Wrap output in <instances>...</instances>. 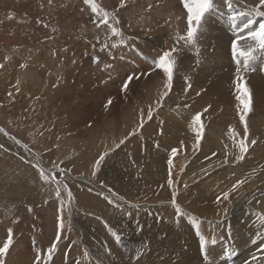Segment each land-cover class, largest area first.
Here are the masks:
<instances>
[{
    "label": "rangeland",
    "instance_id": "374dc122",
    "mask_svg": "<svg viewBox=\"0 0 264 264\" xmlns=\"http://www.w3.org/2000/svg\"><path fill=\"white\" fill-rule=\"evenodd\" d=\"M162 1L159 6L162 3L160 8L166 12V19L160 25L156 23V31L162 30L176 62L171 87L162 79L155 91L153 86L140 89L133 107L122 112L115 103L119 97H126V92H120L110 105L109 100L102 105L100 95L109 96L110 89L117 88H102L101 84L118 76L115 69L119 64L115 59L123 42L133 37L140 39V31L130 29L124 21L128 15L150 12L147 0H124L121 10L112 8L110 3L115 0H93L95 14L86 0H0V62L6 60L0 67V167L6 173H0V226L19 224L21 233L25 231L30 237L34 233L33 241L25 237L30 245L36 240L38 244V238L45 244L39 251L25 247L23 255L19 250L16 259H29L36 264L39 258L45 264H57L61 252L70 254L69 244L74 242L78 250L72 251L74 259L70 264H93V259L97 264H106L103 257L115 264H260L264 259V50L255 42L241 41L239 49L250 51L251 55L234 59L231 51L240 27L249 21L254 28L264 23V16L254 14L264 8L259 7V0H231V9L225 0H214V8L203 18L195 43H190L195 57L206 58L199 73L198 65L197 69L193 65L187 67L191 51L189 43L182 39L187 34L183 0ZM216 12L227 18V23L220 24L225 33L212 23L218 18ZM105 14L106 25L102 22ZM113 28L120 35L112 36L111 41ZM86 30L98 32L95 39L103 42L102 51L96 50L93 37L83 35ZM152 34L144 39L157 48L160 35ZM221 51L227 59L219 65L213 62L210 73L208 59L218 63ZM60 52L67 59H59ZM8 62L14 66L9 67ZM86 65L90 66L89 71L94 67L96 73L86 71ZM180 68L183 74L176 77ZM185 70L200 74L199 80L189 84ZM103 73L110 78H104ZM146 74L150 76V70ZM237 74L250 90V110L244 123L240 120L243 108L236 99ZM185 83L183 92L174 90L175 86L183 89ZM61 99L68 110L76 101L88 105L69 119L68 114L57 110ZM166 107L168 110H164ZM178 109L183 111L181 115ZM110 110L113 113L102 120ZM197 114L200 121L190 122ZM176 132V138L171 136ZM242 140L248 152L238 160ZM166 148L177 151L172 161L178 160V175H172L171 188L167 166L164 173L151 176L154 166L164 164L151 159V154L167 159ZM101 155L105 159L97 170L95 162ZM17 167L30 170L33 180L25 177L26 181L12 186L4 182ZM40 169L55 179H42ZM119 180L121 184L117 185ZM238 181L244 183L233 191ZM57 183L62 185L59 198L55 194ZM13 186L21 191L12 190ZM71 187H76L77 192ZM24 190L32 197L22 193ZM76 193L79 198L86 194L82 201L91 204L107 200L113 213H94L78 207ZM222 193H228L229 198L217 203ZM53 206L59 210L64 227L57 249L48 260L47 249L53 240L47 214ZM162 209L165 212L161 214ZM91 217H103L105 227L110 226L109 236L115 232L121 237L119 244L115 240L117 251L108 249L107 238L102 241L103 229L90 222ZM93 234L97 245L91 238ZM201 240L206 241V250L210 252L206 259L201 252ZM3 243L0 238V245ZM66 247L69 248L64 253ZM225 252L228 254H222Z\"/></svg>",
    "mask_w": 264,
    "mask_h": 264
},
{
    "label": "bare ground",
    "instance_id": "6f19581e",
    "mask_svg": "<svg viewBox=\"0 0 264 264\" xmlns=\"http://www.w3.org/2000/svg\"><path fill=\"white\" fill-rule=\"evenodd\" d=\"M160 1L161 0H147V4L151 7V9H150L151 11L150 12H144V11H142L138 15H133V16H129L128 15V16L125 17L124 24L127 25L130 29H135V31H138V32L140 31L139 32L140 35L138 36L140 39H138L136 37H133L134 42H133L132 39L129 40V41L123 42V46L121 47L120 52L116 54V57L117 58L115 57L116 58L115 59V62L118 63L119 65H118V68H116L115 70L117 72H119V74L116 73L118 76H116L115 78L111 79V82L106 83V84L102 83L101 84V87L102 88H117V89L116 90L110 89L111 95H109V96H102V95H100L99 101L102 103V105H103V103H104L105 100H106L105 102H107L108 100L113 101L114 98H118V96H120L119 95L120 92H123V93L126 92L125 93L126 94V97H124V98L119 97L118 101L115 104H116V106H117L118 109H121L120 111H122V112L123 111H127V110H129L130 108L133 107L134 98L137 96V93H138V91L140 89H144L145 90V88H148L150 86H153L151 89L155 91L156 88H157V85L162 84V79H163V83H166L167 82V78L163 74V72L160 71V70H158V69H156V61L163 54L161 50L166 49L165 51H170V46H171V44H169V42L164 37V35H162V30L156 31L158 29L157 24L160 25L162 22H165V20H164L165 17L163 15L166 12L163 10V8L162 9L160 8L162 6V3L159 6ZM164 1L165 0H163L162 2H164ZM121 3H122V0H115L114 3H110V4H111V6H112L113 9H120L121 10ZM167 3H168V0H167ZM173 15L175 17H177L176 14H173ZM158 16H160L161 19H158V21H157ZM215 16H217L218 18H217V20H214L215 22H212L213 25L214 26H218L219 25L224 30V33H225V27L222 26V25H220L222 23H227V18L225 17V14L224 13L216 12ZM175 17H174V19H175ZM86 23H88V22H86ZM86 28L89 29V28H91V26L86 25ZM97 29H98V27H97ZM99 30L102 31V28H99ZM82 33H83V35L86 34V35H89V36H91V37L94 38L96 50L99 51L102 48L103 42L99 41L98 39H95V38H97L99 36L98 32H96V31H87L86 30V31H83ZM152 33H156V34H159L160 35V37H158L157 48H156V45L155 44L153 45L150 40L144 39V38H147L148 36H150V34H152ZM156 34H155V36H156ZM112 36L113 35H111V41L114 40V38ZM102 38H104V37L102 36ZM90 39H92V38H90ZM111 41H109L107 47H109V44H110ZM122 41L119 40V42H122ZM221 41H223L222 38H221ZM222 48L223 47L221 45V49ZM102 49H101V51H102ZM191 49H192V45L189 43L188 50L191 51V56L192 57L191 56L190 57L187 56V59H189V61H188L189 64H188L187 67H188V69H190L191 66L193 65L192 67H196V69H197V65H198V71H199V73H201L202 68L204 67V64L206 63V58L203 57V56L195 57L196 54H194ZM80 55H81V53H80ZM122 56L125 59L123 61H122ZM58 57H59V59H60V57H62L61 59H63V58H66L67 59V57H64V54H61V52L58 54ZM219 57H220V61H219V58H217L218 63H217L216 59H214V61L208 59L209 72L210 73L213 72V62H214L215 65H219V62H220V64H222L221 62H224L225 59H227L224 51H221V53L219 54ZM66 59H64V60H66ZM66 61H68V60H66ZM186 61L187 60H185L184 62L186 63ZM4 62H6V60H3L2 59L1 62H0V64H3ZM61 62L62 61H60V63ZM66 65H68V63H66L65 66ZM12 66H14V65L12 64V62H10L9 63V67H12ZM89 67L90 66H87L86 65L85 70L88 71V72H90V73H92V74H95L96 73V69L91 66V71H89ZM222 67H223V69L226 68L225 65L222 66ZM147 68H149V69H147ZM120 69H122V71H120ZM146 70H150V72H151L150 76H148L146 74ZM126 72H129L130 74H135V76H134L133 80L129 83V86H128L127 90L126 91L125 90L123 91V89H122V80L124 78H127L130 75V74L127 75ZM182 74H183V72H182V70L180 68V69H178V71L175 74V76L176 77H179ZM163 75H164V78L162 77ZM199 75L200 74L196 73L195 71L194 72H192V71L188 72V71L185 70V80L189 84H193L195 79L199 80V78H198ZM102 76L104 78H110L107 73H103ZM135 77H139V78H135ZM182 80H183V78H182ZM134 82H136V83H134ZM186 85H187V83H185L184 86L182 85L183 86V89H179L178 86H175L174 87V90L181 93L184 90H186V88H185ZM210 89L213 90L212 87H210ZM112 94H114L115 96H113ZM170 101H172V103H173V99H171ZM87 102H89V101L87 100ZM99 103H98V105H99ZM87 105L88 104H86V103L85 104H80V102L76 101V102H73L72 105H69V106H71V107L73 106V107H72L71 110H68L67 107H66V104H65L64 100L61 99V100H59V109H57V110L60 111V114H62V115L64 113H65V115L68 114L69 119H72V118H74L75 115H77L76 113H79V112L81 113L82 109H85L87 107ZM100 106H101V104H100ZM164 110H168V108L166 107ZM178 110L180 111V115H181L183 113V111L181 109H178ZM112 113H113V111L110 110L107 114H105V116H102V120H106ZM80 118H81V116H80ZM193 121L195 122V118H191V121L190 122H193ZM135 123H136V121L133 122V125ZM151 125H152V123L146 125L147 128L144 129V132H146ZM77 129L79 130V127H77ZM224 130H226V129H224ZM177 134H178V132L173 133V135H171V136H173L174 138H176ZM168 135H169V133H168ZM146 146H147V144H146ZM163 149H164L163 147H160V150H163ZM166 151H167V159H166V157H161V158L158 157L157 158V157H155L153 154H151L149 152V157H150V154H151V159L152 158L153 159H158V160L164 162V164H161L160 167L154 166L155 169L154 170L152 169V171H151V176L152 177L154 175L159 174V173L160 174L164 173L163 171H165L166 166L168 168V170H167L168 172H169V169H171V172H172V175L173 176L178 175L177 170H176L177 169V162H178V160H175L177 158H173L174 161H172V151L170 150V148H166ZM133 154H135V152ZM136 157L137 158L139 157V153H138V156H136ZM169 160L172 161V164L171 165H169V163H168ZM0 173L1 174H6L3 167H0ZM32 176L33 175H32V172L30 170H27L26 169V171H25L24 170V167H17L15 169H13L12 172H11V174L8 175L5 178V181L4 182H6V183L9 182V184H11V186L12 185H17L21 181H26L25 177H29L31 180H33L32 179ZM35 176L38 177V175H35ZM119 184H121L120 180H119V183L117 185H119ZM36 186H38V185H36ZM22 188L24 189L25 187H22ZM71 188L74 191V193L77 192L76 187H74L75 189H73V187H71ZM18 189H20V188H16L15 186H13V188H12V190H14V191H21V189L20 190H18ZM34 189H35V187H34ZM34 189L32 188L31 191H34ZM28 190H29V188H28ZM28 190H24L25 192L22 191V193H29L27 196H30V192ZM82 196L79 198L78 193H76V198H77V201H78V202L76 201V205L78 207L87 208V209L93 211L94 213L95 212L96 213L99 212L100 214H102V213L105 212L106 214H109V215L111 213H113V209L110 208V205L107 204V200L106 201L101 200V201H99L96 204H91V203L82 201V200L85 199L86 194H83ZM30 197H32V196H30ZM104 197L107 198L108 195H105ZM189 202H190L191 205H193L192 199H189ZM109 208H110V210H108ZM77 210H79V209H77ZM162 212L164 213L165 210L162 209L161 214H162ZM170 213H172V212H170ZM47 215H48V217L50 219V222L49 223H50V225L52 227V240L54 242V238H55V235L57 233V222H58V218L60 217V212H59L58 209H56L55 206H53L48 211V214ZM109 215H107V216L110 217ZM103 217H105V216H103ZM103 217H100V219H98V218L96 219V218L91 217L89 221L101 226L99 228L103 229L102 230V236H101L102 237V241L105 238H107L106 239L107 244H109V246H110L108 249H110L112 251H117L115 239L113 238V236L112 237L109 236L110 231H109L108 227L110 228V226L105 227V225H104L105 221H104V218ZM86 225L92 227V225L90 223H87ZM17 226H13V225H11L9 223L0 226V238L3 240V242H6L9 233H11L12 234V237H13V242H12V245L10 246V248H9L8 253L5 254L3 257H0V264H34V261L33 260H29V259H27V260H25V259L19 260V259H16L15 256H16L17 253H19L18 252L19 250H20L21 255L26 254L25 251L22 250L25 247H30L31 246V249H29L31 251H36V250L39 251V250H42V249L45 248V244H42V242L39 240V238H38V244L36 243L37 242V240H36L35 242H31V245H30L29 242L25 238L26 236L27 237H30L29 233L26 234L25 231L23 233H21L19 231V228ZM17 229H18V231H17ZM33 234L34 233H32L31 234V237H30L32 239V241H33V239L35 237ZM101 237H100V239H101ZM91 238L93 239L94 245H97L98 244V241L96 242V240H97L96 239V236L93 234L91 236ZM74 244H75V242L69 244V246L71 247L70 254L65 253L66 250L69 247H66L63 250V252L65 254H63L61 252V255L55 261V262H57V264H70V260L72 261L74 259V257H72V251L74 249L78 250V248H76ZM0 247H2V246L0 245ZM158 248H161V246H159ZM79 252L82 253L81 255L83 256V251L81 249L79 250ZM102 260H105L106 264H115V261H112V260H110V259H108L106 257H103ZM91 261L93 262V264H97L96 260L93 259ZM40 264H45V262L41 261ZM81 264H84V263H81Z\"/></svg>",
    "mask_w": 264,
    "mask_h": 264
},
{
    "label": "snow or ice",
    "instance_id": "6c2138e0",
    "mask_svg": "<svg viewBox=\"0 0 264 264\" xmlns=\"http://www.w3.org/2000/svg\"><path fill=\"white\" fill-rule=\"evenodd\" d=\"M86 3H89L92 5V11L96 12L97 8L95 4L93 3V0H86ZM184 8L187 11V34L186 37H182V39H185L187 43H195L197 33L200 29L201 23L203 21V18L205 15L214 8V0H183ZM226 6L231 9L232 8V3L231 0H225ZM121 6H123V0L121 3ZM259 7L264 8V0H259ZM254 14L256 16H264V11H259L255 10ZM232 20H235L236 17H231ZM103 24H108V17L105 14L103 20ZM233 27H236L233 25ZM112 35L113 36H118L120 33L113 28L112 29ZM241 41H251L255 42V44L262 50H264V23L259 24L258 28L253 27V22L249 21L248 23H245L242 27L239 28V31L236 34V38L232 41L231 43V51H232V56L234 59H236L239 56H247L251 55V52H245L243 50L239 49V45ZM112 47H116L115 44L112 45ZM174 51V50H173ZM239 63V61H237ZM175 60L172 59V52L170 51H164L163 54L158 58L156 61V69L160 70L163 72V74L166 76L167 81H168V87H171V83L173 81L174 77V68H175ZM0 67H3L2 64H0ZM247 65H245V68ZM135 74H130L123 85V90H127L128 84L133 80ZM139 78V77H135ZM236 91L238 93L236 99L240 102L243 108V113L240 116V120L242 123L245 122V115L249 112L250 110V90L244 86L243 84V77H240L239 74H237V80H236ZM108 104H111V100L108 101ZM151 112L148 113V118L151 119ZM201 119L200 115L197 114L195 116V122H199ZM197 144H199V137L200 133L197 132ZM247 138V127L245 125V133H244V139L246 140ZM123 142V141H122ZM121 142V143H122ZM253 145L256 144V141L253 140L251 141ZM239 150L241 155L237 157L238 160H242L244 158L245 153L248 152V146L247 144L242 140L239 144ZM177 155V151L173 149L172 151V156L175 157ZM105 159L104 155L99 156V158L95 162V168L98 170L100 168L101 162ZM169 165L172 164V161H168ZM206 172V170H205ZM93 175H95V172H93ZM40 176L44 180L48 179H55V177H50L45 174L43 169H40ZM172 172L171 169H169V179H168V186L171 188L173 184L172 180ZM244 183L243 181H238L236 185H233L232 190L234 191L238 185ZM186 187V185H185ZM61 190H62V185L57 183L56 184V196L59 198L61 196ZM172 203H176V192L173 191L172 193ZM68 198L71 199V193L68 192ZM229 196L228 193H222L221 197L217 199V203L221 202L222 200H228ZM109 203H113V201L109 200ZM119 207V205H116ZM177 212H179V209H176ZM225 215H227V209L224 210ZM130 215V214H129ZM264 219V217H262ZM107 226V225H106ZM63 218L59 217L58 222H57V233L54 238V242L51 244L50 247L47 249V258L48 260L52 259V253H54L57 249L58 243L61 239V231L63 230ZM113 237L115 238L116 242L119 244L121 242V237L117 235L115 232H112ZM13 242V237L12 234L9 233L6 242L3 243L2 247H0V257H3L5 254L8 253L10 246L12 245ZM212 244H215V240H212ZM200 247H201V252L204 254L205 259L207 258L208 255H210V252L206 250V241L201 240L200 242ZM224 255H227L228 253H222ZM255 260L256 257H253ZM36 264H40L39 258H37ZM260 264H264V259L260 261Z\"/></svg>",
    "mask_w": 264,
    "mask_h": 264
}]
</instances>
